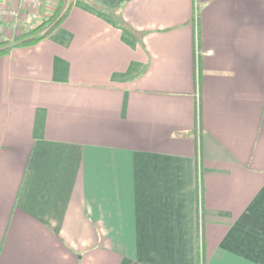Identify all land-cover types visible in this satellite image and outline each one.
Segmentation results:
<instances>
[{"label":"crops","instance_id":"crops-1","mask_svg":"<svg viewBox=\"0 0 264 264\" xmlns=\"http://www.w3.org/2000/svg\"><path fill=\"white\" fill-rule=\"evenodd\" d=\"M63 2L0 0L68 7L0 53V264H264V0Z\"/></svg>","mask_w":264,"mask_h":264},{"label":"trees","instance_id":"trees-1","mask_svg":"<svg viewBox=\"0 0 264 264\" xmlns=\"http://www.w3.org/2000/svg\"><path fill=\"white\" fill-rule=\"evenodd\" d=\"M63 1L66 3L65 0H62V2ZM67 8L65 9V11L61 12L62 5L59 6L51 17L43 20L33 30L20 34L13 40V42L3 41L2 43L5 44L6 47L0 49V53L9 50L14 43H19L21 45H31L44 38L54 27H56L61 22V20L67 14ZM196 16L198 17V13Z\"/></svg>","mask_w":264,"mask_h":264},{"label":"built area","instance_id":"built-area-1","mask_svg":"<svg viewBox=\"0 0 264 264\" xmlns=\"http://www.w3.org/2000/svg\"><path fill=\"white\" fill-rule=\"evenodd\" d=\"M30 4L33 5H41V0H24ZM2 14V18H0V23L1 25L3 24H10L13 28H18L20 25H22L24 18L22 17L23 14L21 15L20 11L18 8H8V9H1L0 10ZM4 16H7L8 18L6 19ZM40 16L33 12L31 13V20L27 21L26 20V29L29 31L31 28H35L38 24L36 21H38ZM196 16V20H197ZM211 51H209L210 53ZM202 55V51L200 49L199 45V39L197 35L196 39V68H197V73L199 74L200 71V57ZM200 130V129H199Z\"/></svg>","mask_w":264,"mask_h":264},{"label":"rangeland","instance_id":"rangeland-1","mask_svg":"<svg viewBox=\"0 0 264 264\" xmlns=\"http://www.w3.org/2000/svg\"><path fill=\"white\" fill-rule=\"evenodd\" d=\"M68 3H69V0H66V4H64V5L67 6ZM64 5H63V7H64ZM33 29H34V28H31L29 31H31V30H33ZM0 38H2V37H0ZM15 38H16V37H14V39H15ZM4 41H9V40H4ZM2 42H3V41L0 42V49L6 47L5 44H3ZM8 44H9V43H8ZM8 44H7V45H8ZM3 45H4V46H3Z\"/></svg>","mask_w":264,"mask_h":264}]
</instances>
